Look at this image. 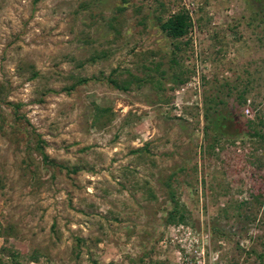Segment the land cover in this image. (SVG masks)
Returning <instances> with one entry per match:
<instances>
[{
  "label": "rangeland",
  "instance_id": "1",
  "mask_svg": "<svg viewBox=\"0 0 264 264\" xmlns=\"http://www.w3.org/2000/svg\"><path fill=\"white\" fill-rule=\"evenodd\" d=\"M0 100V264H264V0H0Z\"/></svg>",
  "mask_w": 264,
  "mask_h": 264
},
{
  "label": "trees",
  "instance_id": "2",
  "mask_svg": "<svg viewBox=\"0 0 264 264\" xmlns=\"http://www.w3.org/2000/svg\"><path fill=\"white\" fill-rule=\"evenodd\" d=\"M37 1H39V0H32V3L35 4ZM188 26H189V18L183 10L176 11L175 13L171 14L170 16H168L165 20H163L160 23V29L168 37H170L172 39H177L179 37H182L185 34V31H186ZM35 75H36V73L32 72V76L34 77ZM106 79L114 87H117V88H120L123 90H125L127 88V83H124L121 85L116 80L111 78V76H108ZM81 81H83V80H81ZM1 101H4V100H0V102ZM5 103L12 108V111L15 114L17 112V109L21 105V103H12L9 101H7ZM205 118H207V117L205 116ZM17 119H18V117H17ZM224 120H226V116L224 114H216L215 117H212V118L209 117L208 128L211 130V137L213 139H215V137L220 136V135H222V136L226 135L227 137L232 136V134L230 132L222 131L225 127L224 124L222 123V121L224 122ZM252 133H254L253 135H257L261 138H264V134H260L259 132H256L255 130H253ZM35 148L37 149L38 153L40 154L41 159L43 161H46L47 155L43 152L41 140H38V139L36 140ZM169 217H172V215H169ZM179 219H182L181 215L179 216ZM10 256L13 258L16 257L13 252L10 253ZM95 264H97V263H95Z\"/></svg>",
  "mask_w": 264,
  "mask_h": 264
}]
</instances>
